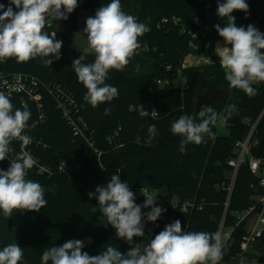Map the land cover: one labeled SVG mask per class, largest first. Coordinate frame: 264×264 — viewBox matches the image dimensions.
Wrapping results in <instances>:
<instances>
[{"label":"trees","instance_id":"obj_1","mask_svg":"<svg viewBox=\"0 0 264 264\" xmlns=\"http://www.w3.org/2000/svg\"><path fill=\"white\" fill-rule=\"evenodd\" d=\"M216 1L121 0L122 10L137 17L149 31L139 38L140 47L127 67L109 72L106 83L116 87L118 95L95 108L84 100L87 90L72 67L73 61L83 54L75 43V33L82 11L94 16L99 7L111 0H78V7L67 20H54L56 37L63 45L60 59L51 57V65L44 64L39 57L25 63H17L15 59L0 62V70L4 72H23L36 80L31 92L37 99L26 92L10 98L14 108L27 105L31 111L29 124L36 123L34 128L26 130L32 143L25 150L34 160L27 178L43 186L47 200L46 207L39 212L14 211L11 219H6L0 211V250L9 243H18L24 251L21 264H41L46 248L70 239L90 238L82 251L97 255L108 246L122 253L136 245L143 248L175 220L181 221L184 231H218L227 194L217 184L230 174L228 160L235 155V142L247 135L261 114L259 135L264 137V82L253 84L257 90L255 96L231 88L230 100L218 98L210 103L208 106L221 114V122L229 128L228 134L218 133L217 124L221 123L218 122L212 126L213 135H206L199 145H186V153L181 154L182 137L172 134L171 124L181 115L195 117L198 123L199 112L194 110L197 98L216 87H229L216 55L208 63L183 66L190 49L189 37L182 28L190 27L197 17L204 16L207 4ZM0 3L7 7L9 0ZM247 3V15L242 11L232 13L237 26L258 24L264 33V0H247ZM173 17L182 21L174 24ZM164 18L168 20L164 22ZM224 20L215 25L226 26ZM217 37L220 36L214 27L210 38ZM93 59L88 56L84 62ZM179 77L185 82L183 87L177 83ZM159 80L167 82L161 85ZM233 104L237 112L228 115V106ZM106 108L110 109L109 114H105ZM141 108L149 111V116L141 117ZM153 109L159 112L155 118L151 117ZM150 124L156 125L155 139L149 137ZM11 148L9 161L21 150L20 142L13 141ZM253 154L264 157V151L259 153L257 148ZM8 160L0 161V169L7 170ZM118 168L120 179L129 184L137 204L145 201L140 190L165 186L179 201L191 203L184 206L186 211L182 213L179 207L171 206V198L161 197L162 201L157 199L156 204L166 211L154 223L145 221V236L134 237L130 242L118 238L116 230L99 212L98 200L88 196L91 185H105ZM259 180L248 164L238 171L225 220V225L233 231L224 242L219 264H236L243 252V238L255 216L237 225L236 213L249 208L254 196L264 193ZM150 210L142 208V212ZM252 250L261 251L264 257V230ZM248 255L255 256L252 251Z\"/></svg>","mask_w":264,"mask_h":264},{"label":"clouds","instance_id":"obj_2","mask_svg":"<svg viewBox=\"0 0 264 264\" xmlns=\"http://www.w3.org/2000/svg\"><path fill=\"white\" fill-rule=\"evenodd\" d=\"M217 4V15L227 20L224 27L214 26L224 41L223 45L217 43L216 54L225 79L230 88L255 96L257 90L253 84L264 82V33L251 24L246 28L237 26L232 13L242 11L247 15V0H217ZM77 7L78 0H9L7 7L0 3V61L15 59L17 63H25L39 57L44 64L51 65V57L59 60L63 41L56 39V32L49 35L45 29L50 26V18L67 20ZM85 23L83 32L87 34V46L73 61L72 67L87 90L84 100L95 108L111 102L118 95V89L106 83L109 72L123 71L127 67L140 47L139 38L149 28L138 22L137 17L125 13L121 0H111L99 7ZM88 56L94 57L90 63L84 62ZM109 112L106 108L105 114ZM235 112L236 105H229L228 115ZM139 114L147 117L149 111L141 108ZM158 115L157 110H151V117ZM198 116V123L195 117L181 115L171 124L172 134L182 137L181 154L186 153V145H199L206 135H213L212 126L221 122V114L208 105L202 107ZM30 118L27 105L14 108L10 96L0 91V161L8 160L13 141L21 145V150L8 160L7 170L0 169V211L6 219H11L14 211L21 214L39 212L47 205L43 186L27 178L28 171L34 166L32 156L24 150L32 142L26 130L36 126L35 122L29 124ZM148 134L151 139L158 135L155 124L149 125ZM120 171L118 168L109 182L97 186L88 196L98 200L99 212L116 230V237L130 242L134 237L145 236V221L156 222L166 209L156 204L160 192L152 195L144 191V203L137 204L129 184L120 179ZM169 203L173 208L179 207L182 213L186 211L179 197L171 194ZM142 208L151 210L142 212ZM223 246L219 231H184L181 221L175 220L143 248L136 245L122 253L118 248L108 246L97 255H89L82 251L84 241L70 239L62 245L46 248L41 264H219ZM23 259L24 251L18 243H9L0 250V264H21Z\"/></svg>","mask_w":264,"mask_h":264},{"label":"built area","instance_id":"obj_3","mask_svg":"<svg viewBox=\"0 0 264 264\" xmlns=\"http://www.w3.org/2000/svg\"><path fill=\"white\" fill-rule=\"evenodd\" d=\"M217 1L212 4L208 3L205 15L202 17H197L194 23L188 27L182 28V31L189 37V53L190 55L194 52H199L202 50V44L205 40H208L209 35L214 29L216 22H224V18L217 15ZM168 19L164 18L163 21L166 22ZM182 21L179 17H173L172 22L178 24ZM54 19H49V27L45 31L54 32L53 28ZM187 57V56H186ZM185 57V58H186ZM4 62V61H0ZM178 81H183L179 77ZM36 82L35 78L31 75L23 72H4L0 70V91L5 92L10 97L26 92L31 98L37 99L38 96L32 94L33 84ZM167 80H159L158 84H164ZM182 87L183 85L180 84ZM22 97V96H21ZM25 104L24 98H22ZM262 118L261 116L251 124L249 132L243 139H239L235 142L234 149L235 155L228 160V166L230 167V174L227 175L226 179L222 180L217 184V187L226 192L225 200V210L221 222L219 224L218 231L222 235L224 242L231 236L233 228H228L225 225L226 214L229 209L232 194L234 191L237 174L242 165L248 164V167L252 174L258 175L260 177L259 185L264 189V157L256 156L253 154L254 148H259L262 138L259 135V123ZM264 128V125H263ZM32 143V142H31ZM30 143V144H31ZM29 144V145H30ZM25 150V149H24ZM27 151V150H25ZM30 155L31 153L27 151ZM144 191H141L143 194ZM149 193V191H147ZM150 194V193H149ZM181 205L185 206L191 201H179ZM250 216H255V220L251 225L248 233L243 238V252L239 255L236 264H264L260 261L262 256H249L248 253L251 252L253 245L256 243L258 238L261 237L264 230V193L262 195L254 196L252 204L244 211L236 213V224H240L242 221L248 219Z\"/></svg>","mask_w":264,"mask_h":264},{"label":"rangeland","instance_id":"obj_4","mask_svg":"<svg viewBox=\"0 0 264 264\" xmlns=\"http://www.w3.org/2000/svg\"><path fill=\"white\" fill-rule=\"evenodd\" d=\"M90 16H93V15L89 11H82L81 15L79 17V29L75 33V43L78 46V48L81 50H83L87 46V34L83 32V29L86 27V23H85L86 19ZM226 23H227V20H226ZM48 33H49V35H51L50 31ZM56 39H57V37H56ZM218 42L221 45H223V43H224V41L221 37H217V39L213 40L210 38V35H209L208 40H205L202 44V46H203L202 50L199 52H194V53H191L190 55H187V57L183 61V66L202 65V64L210 62L213 55L217 56L216 47H217ZM177 83L178 84L180 83L184 86L185 82L184 81H181V82L177 81ZM217 131L219 134L227 135L229 132V128L227 127V125L225 123L221 122V123L217 124ZM97 186H102V185L93 184L89 187V191L94 192L95 188ZM161 189H158V188L150 189L149 193L152 195H156L157 193L160 192ZM141 191H143V190H141ZM157 199H159V200L162 199L160 194H159ZM254 220H255V217H254ZM82 241H84L85 245L89 244V242H90V240L88 238L84 239ZM144 246H145V244H144ZM252 249H253V247H252ZM251 251L253 254H255V256H258V255L263 256V253L261 251H255V250H251Z\"/></svg>","mask_w":264,"mask_h":264},{"label":"water","instance_id":"obj_5","mask_svg":"<svg viewBox=\"0 0 264 264\" xmlns=\"http://www.w3.org/2000/svg\"><path fill=\"white\" fill-rule=\"evenodd\" d=\"M256 28L261 32L260 25L256 24ZM218 98L230 100L231 99V88L230 87H216L210 91H207L201 94L197 98L194 104V110L196 112H199L203 106L209 105L215 99H218ZM258 151L259 153H262L264 151V138H262L260 142ZM160 196L167 200L171 198V194H170L168 186H165L160 190ZM260 261L264 262V257L260 258Z\"/></svg>","mask_w":264,"mask_h":264}]
</instances>
